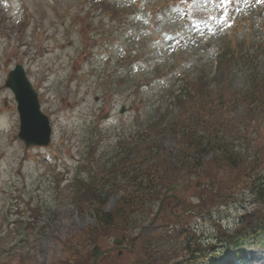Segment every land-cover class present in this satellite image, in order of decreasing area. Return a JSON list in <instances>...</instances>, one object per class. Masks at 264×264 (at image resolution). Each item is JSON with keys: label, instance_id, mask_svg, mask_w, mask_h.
<instances>
[{"label": "rangeland", "instance_id": "1", "mask_svg": "<svg viewBox=\"0 0 264 264\" xmlns=\"http://www.w3.org/2000/svg\"><path fill=\"white\" fill-rule=\"evenodd\" d=\"M8 1L11 2V0ZM96 1L24 0L29 15L33 18L30 24L37 20L36 23L39 26L37 32L30 36L27 35V31H21L17 25L12 29L9 28L0 18V38L3 39L1 44L4 41L9 42L13 51L19 47L18 52H14V55L23 62L24 67L27 68L28 76L34 86L39 89L42 110L52 119L53 127V143L42 151L39 149L38 151L36 148L23 149L18 141L12 140L13 131L11 134H4L0 130L1 169L3 167L0 171V264H91L89 255L94 244L105 249L111 246L114 237L126 234H118L121 229L119 227L114 229L119 230L117 232L101 228L92 238H89L92 231L95 230L93 210L96 204H99L98 199L90 198L89 200L87 197L80 201V205L77 203L75 206L70 200L71 192L67 188L68 181L59 182L61 174L54 175L55 169L52 166V161H55V164L63 165L61 166L63 169H66L65 165L73 171L71 159L77 160L81 151L84 156H88L89 146L91 147L94 142L84 146L83 144H87L89 141V138L85 136L96 139L99 135L97 130L104 139L99 142L95 152L96 158L98 156L108 157L111 160L116 158L112 163L119 162L115 168L123 173H129L131 170L129 161L124 162V159L127 157H129L128 160L133 159L143 146L161 140V144L166 148L174 146L175 137H172V134L167 135L165 131L153 129V125L160 120L161 126L159 127L164 128L173 115L177 114V111L183 113L180 105H177L180 102L171 105L167 100L168 82L172 80V85L176 89L181 87L179 78L183 77L189 67L191 68L190 63L194 62L195 58L201 57L199 53L193 52L192 48L198 46L197 43H202L201 39L207 29H212L214 26L216 32L218 31L215 24L218 23L219 16L214 12L218 0H200L202 10L206 12L205 20H199L204 23L201 26L203 29H198V26L193 25L194 27L190 28L192 31L188 33L189 38L185 42L181 40L183 44L177 46L178 50L183 47L186 53L177 54L171 58L170 56L174 55L176 51V46L173 42L171 44L168 41L166 45L172 52H169V55L166 54L169 58L160 60L158 59L160 53L154 48L158 46V42L157 44L152 43L147 46L149 54L144 56V59L146 60L147 57L150 62L139 61L138 63L133 60L132 63H129L128 59L131 58H127L125 66L118 67L117 63L125 55L124 50L135 48L136 44L133 41H137L139 38L129 35L124 39L125 35L123 34L115 35L116 25L111 24L107 16L96 7L98 4L94 5ZM118 1L121 7H123L122 4L125 6L139 4V9L144 11L140 18H146L141 19L140 26L147 22L149 25L150 20L157 21L156 16L150 12L157 0ZM254 5L256 4L253 2L252 9H250L251 6L248 7V10L250 9L249 16L235 9L232 10L233 16L237 17L236 20H240L238 24H245L252 28L245 25L240 26L235 33L237 40L245 38V52L251 53L256 49L259 53L250 71L245 67L242 69L238 64L235 65L233 78L236 85L242 76L252 73L256 67L259 69L264 65V51H260L256 43L259 39H264V32L257 27L255 17L259 14L261 18H264V15L259 12L262 9L257 6L253 7ZM244 7V5L240 6V8ZM132 8L136 10V6ZM160 14L166 16L165 12H160ZM2 15L14 18L13 14L6 12L0 0V16ZM129 16L126 24L133 21L131 25L134 26V32H137L136 27L139 26V22L133 20L134 16ZM245 18H250L251 25L249 22H244ZM164 20L173 22L174 28L179 32L182 27H187L185 22L182 23L183 19L178 14H175V18L166 17ZM6 23H9L8 20ZM120 28L122 26H119L118 30ZM42 29L46 35L39 32ZM144 31L152 32L147 27L143 31L141 30V32ZM50 32L55 33L57 37L53 44H51L48 34ZM157 32L149 34V42L152 40L151 38L156 37ZM8 33H10L8 36L10 41L6 36ZM223 33L228 36L229 29L225 27ZM171 34L173 33H168V39ZM43 36H45L44 39ZM210 38L212 48L204 62L207 61L208 70L213 72L218 41L213 35ZM172 41H177L176 35ZM26 44H30L29 48H26ZM31 46L33 47L31 48L32 53L29 52ZM38 46H40V50L38 49L35 53V47ZM140 53V51L137 52L138 55ZM43 54L41 59L45 61L33 63L37 56L41 57ZM129 55H134V52L131 50ZM173 58L179 65L169 75L156 78L153 66L160 67V61H167L171 65L174 62ZM182 58L184 59L180 61ZM199 63L202 64V62ZM38 67L46 71V74L48 72L51 75V79L48 78L47 82L58 83L59 80L62 82L67 80L70 70L72 73L68 79L73 78L72 74L75 73L74 80L69 83V87L64 82L56 91L54 89L53 93L48 94L41 83L45 81L44 78L36 74ZM110 69H113L114 72H109ZM223 70L224 72L229 71L227 67H224ZM148 74L154 75L150 82L147 78L143 80L148 77ZM119 83H122L121 86ZM95 96L105 97L100 101H95ZM122 105L125 106V109L123 113H120L119 108ZM67 108L72 109L66 110ZM103 115L108 119H102ZM5 117L0 121L4 122ZM263 120L264 114L260 112L257 122L251 124L250 130L256 131L259 139L264 141ZM4 127V123H0V129ZM118 136L124 138L126 144L117 143ZM12 143L14 156L9 155L6 151ZM128 146L130 148L125 150ZM131 150L132 154L128 153ZM210 156L206 158L207 161L201 167V171L205 172L207 169L206 171L211 173L208 175H212L213 178L208 180L209 177H202V175L196 179L185 176L184 183L178 184L177 191H166L163 188L161 198L156 201L155 209L151 214L152 217L158 207L161 215H158L156 219V227L142 232L141 235L152 239L156 235H162L163 231L167 236L168 224L166 225L164 222H167V219L175 220L177 218L190 233L194 243L198 244V238L204 242L209 237L213 225L216 228L215 234L225 235V231L242 230L245 223L252 226L254 222H264V196L260 199L262 203H257L259 198L250 194L247 184H244L245 181H236L239 183L238 185L229 186L233 185L235 181L233 176L235 172L210 161ZM101 160L103 161L104 158ZM123 176L116 178L115 185L120 186L114 190L117 193L114 194L108 190L106 198L103 199L104 202L101 204L105 211H110L114 207L124 192L123 188L128 186L127 176L125 178ZM231 178L232 180H230ZM55 179L58 181H54ZM211 180L213 181L211 189H206L202 183ZM201 196L203 201L200 200ZM237 196L243 200V205L239 206L235 203L236 200H232ZM21 202H24L23 207ZM26 204L27 206H25ZM177 206L181 207L175 208ZM16 207L23 210H19V214L24 212L21 222L15 215ZM244 208L247 213H244ZM173 209L174 213H178V217L170 215L169 212H172ZM188 210L189 212H186ZM18 217L20 216L18 215ZM27 222H29V226ZM127 236L132 237L134 233ZM143 243L141 239L137 241L136 252L142 249ZM207 245L195 246L206 247ZM167 248L169 247L167 246ZM237 250L238 252L231 250L227 256L231 264H264V234L257 240L249 239ZM138 254L139 252L122 250L121 255L113 254L111 258L104 259L99 264H140ZM215 262L223 264V256L217 255Z\"/></svg>", "mask_w": 264, "mask_h": 264}, {"label": "trees", "instance_id": "2", "mask_svg": "<svg viewBox=\"0 0 264 264\" xmlns=\"http://www.w3.org/2000/svg\"><path fill=\"white\" fill-rule=\"evenodd\" d=\"M252 65L251 62L243 64L242 69L245 67L250 71ZM257 68L242 76L238 85L234 84L231 70L223 72L222 64L209 80L203 79L201 75L190 78L183 95L185 98L177 104L183 113L177 111L164 128L159 127L161 120L153 125L157 131L172 134L175 145L166 148L161 140L143 146L133 159H124V162L129 161V173L117 172L114 166L107 170L100 168L98 178L102 180V187L86 184V189L79 195L80 201L89 197V200L97 198L99 203L93 210L96 225L89 238L101 228L117 232L119 230L114 229L119 227L118 233L126 234L136 231L150 217L165 185L183 181L185 176L212 177L208 175L211 173L207 169L201 171L209 155L210 161L235 172L233 185H226L232 187L239 184L236 181H245L244 184L259 198L257 203H262L264 141L259 139L256 131L250 130L251 124L257 122L259 113L264 114V65ZM117 174L120 177L125 174L123 178L127 176L128 186L123 188L124 192L114 207L105 211L101 203L108 189L115 194L117 192L114 190L120 187L114 184ZM258 224L255 227L248 226V233L243 232L241 236L215 237V240L217 244H223L224 248L237 246L242 242V237H256L264 230V225ZM178 225L179 222H172L167 227V236L156 235L147 239L141 235L144 246L137 250L140 264H209L205 258L220 253L217 244L203 249L193 247L195 243L190 233L184 226ZM169 249H172L171 253Z\"/></svg>", "mask_w": 264, "mask_h": 264}, {"label": "water", "instance_id": "3", "mask_svg": "<svg viewBox=\"0 0 264 264\" xmlns=\"http://www.w3.org/2000/svg\"><path fill=\"white\" fill-rule=\"evenodd\" d=\"M21 103H23V101H20ZM30 108L29 109H31V107H32V105L31 106H29ZM121 241H120V239H115L114 240V247H112V248H109V249H106V250H100L99 249V247H97V246H94L93 248H92V250H91V258H92V263L91 264H96V262L98 261V258L100 257V256H102V255H105V254H110V252H112L113 250H115V248H116V245L118 244V243H120ZM131 246H133V245H131Z\"/></svg>", "mask_w": 264, "mask_h": 264}, {"label": "bare ground", "instance_id": "4", "mask_svg": "<svg viewBox=\"0 0 264 264\" xmlns=\"http://www.w3.org/2000/svg\"><path fill=\"white\" fill-rule=\"evenodd\" d=\"M22 110V111H21ZM25 111H26V109H25V106L23 105V103H21V107H20V110H19V112H18V115H17V118H19V119H26L25 117ZM32 113H39V111L34 107L33 109H32ZM90 148V150H93V148H92V146L91 147H89ZM159 210V209H158Z\"/></svg>", "mask_w": 264, "mask_h": 264}, {"label": "snow or ice", "instance_id": "5", "mask_svg": "<svg viewBox=\"0 0 264 264\" xmlns=\"http://www.w3.org/2000/svg\"><path fill=\"white\" fill-rule=\"evenodd\" d=\"M229 2V0H221V3L222 4H226V3H228Z\"/></svg>", "mask_w": 264, "mask_h": 264}]
</instances>
